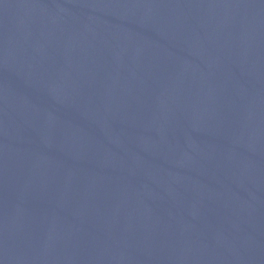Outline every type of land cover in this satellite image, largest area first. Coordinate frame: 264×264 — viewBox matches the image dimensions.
<instances>
[{"label":"water","instance_id":"1","mask_svg":"<svg viewBox=\"0 0 264 264\" xmlns=\"http://www.w3.org/2000/svg\"><path fill=\"white\" fill-rule=\"evenodd\" d=\"M0 264H264V0H0Z\"/></svg>","mask_w":264,"mask_h":264}]
</instances>
